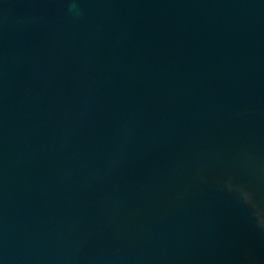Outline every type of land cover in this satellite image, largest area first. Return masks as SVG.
Listing matches in <instances>:
<instances>
[{"label":"water","instance_id":"95a60500","mask_svg":"<svg viewBox=\"0 0 264 264\" xmlns=\"http://www.w3.org/2000/svg\"><path fill=\"white\" fill-rule=\"evenodd\" d=\"M0 264H264V0H0Z\"/></svg>","mask_w":264,"mask_h":264}]
</instances>
